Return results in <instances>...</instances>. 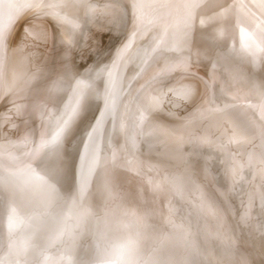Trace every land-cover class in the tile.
<instances>
[{"label":"bare ground","instance_id":"bare-ground-1","mask_svg":"<svg viewBox=\"0 0 264 264\" xmlns=\"http://www.w3.org/2000/svg\"><path fill=\"white\" fill-rule=\"evenodd\" d=\"M127 3L87 0L72 15L63 10L70 20L62 24L59 18L54 25L35 7H7L25 0H0V24L8 23L11 33L7 46L0 47V264H264V157L260 129L253 126L264 104V45L257 35L242 47L234 22H217L218 9L212 6L200 11L192 29L177 24L170 33L149 36L150 29H141L130 12L120 20ZM251 10L259 16L255 7ZM169 12L179 14L178 9H160L157 16ZM200 19L207 23L201 26ZM225 29L227 40L219 35ZM133 30L139 31L136 47L114 71V86L122 80L123 91L101 125L103 152L96 164L103 177L105 161L114 158L138 172L149 193L165 189V211L156 219L121 207L119 182L108 170L107 182L102 178L81 194L82 207L74 190L56 209L65 219L63 235L54 239V228L38 234L48 193L32 169L43 173L24 157L55 134L59 97L64 96L61 109L69 104L62 83L65 65L71 67L69 75L92 85L75 139L66 151L67 142L63 145L67 156L78 155L90 123L100 116L98 108L104 110L96 99L103 86L97 73L112 63ZM158 35L165 44L145 56ZM166 61H187V70L168 73ZM93 65L96 71H88ZM160 72L162 77L154 80ZM183 85L192 87L194 96L180 100L169 94L159 109L140 119L147 98ZM56 179L66 192L62 177ZM217 188L228 193L230 212L216 197ZM84 211L89 215L79 219ZM245 213L248 222L242 223Z\"/></svg>","mask_w":264,"mask_h":264},{"label":"snow or ice","instance_id":"snow-or-ice-1","mask_svg":"<svg viewBox=\"0 0 264 264\" xmlns=\"http://www.w3.org/2000/svg\"><path fill=\"white\" fill-rule=\"evenodd\" d=\"M59 4H49L47 7L55 8L59 7ZM212 6L214 9H218L215 13L214 19L217 22L223 21L225 25L230 23L235 24L239 30L241 46L243 47L247 42H250L253 37L259 36L260 42L264 45V0H177L176 3H168L167 0H128L120 20L131 13L132 19L137 21L141 29H150L148 35L151 36L153 31L170 33L177 24L181 25L184 30L192 29L197 19L200 16V11L204 8ZM9 9L17 7L33 8L40 7V5H33L26 3L23 5L9 4ZM255 7L259 16L256 15L251 9ZM160 9H178V16L173 15L171 12L167 16H157V12ZM22 18V17H21ZM12 20L11 14H9V22ZM18 22V20H17ZM70 23V22H68ZM201 26L207 23L206 20L200 19ZM156 25L150 28V26ZM248 29H252L249 31ZM11 33L9 32L8 23L0 24V47L7 46V42L10 39ZM139 35V31L133 30L122 46L116 50V55L110 65H105L100 72L97 73L99 80L102 81V88L96 92V99L104 104V110L98 108L97 113L100 116L95 115L94 119L90 123L88 130L84 134L85 138L82 141V146L78 151V155L68 154L65 156L63 153V145L77 129L81 119L84 116L83 100L87 90L92 86L89 81L76 80L75 75H69L71 73V67L65 65L64 72L66 80L62 83H66L67 87L63 89L64 95L68 96V106L61 109L60 105L63 104L64 96L59 97L57 101V111L60 113V119L55 124V134L52 135L51 140H42L39 148L34 149L33 153L24 157L25 160H32L36 167L43 173L40 175L32 169L33 178L43 186L48 193L47 199L44 203V211L39 213L37 233L42 234L47 232L50 228H54L56 236L54 239H58L63 235L61 225L65 224V219H62L56 209L60 207L62 201L72 194L75 190L78 199H81V194L85 189H91L95 187L100 179H105L107 182L108 169H104V176L101 177V169L96 164L99 159V154L103 152V148L99 141L103 139V133H100V128L104 122V118L110 112L115 110L119 92L123 91L122 80L118 88L114 86L113 75L114 71L123 63L124 54L128 52L130 48L136 47L134 38ZM219 35L225 40L228 39L227 29L221 31ZM66 43L71 46V42ZM165 44L164 37L158 35L149 50H145V56L150 52H155L157 48ZM264 50V49H262ZM133 56L135 53L132 54ZM129 63L132 62V57H129ZM145 61L141 59V63ZM188 62L183 61L177 64H170L166 61L165 71L173 73L177 69L187 70ZM88 71H96L95 65L89 67ZM107 74L106 78L104 74ZM163 73H156L153 77L154 80H159ZM76 80V88L72 87V81ZM171 94L180 100H187L194 96L192 87L183 85L180 88H169L167 92L162 89L155 95L147 98L145 104L141 107L140 119H146L145 113L150 110H157L161 107L164 97ZM70 108V111H69ZM67 116V119L63 117ZM94 121V122H93ZM253 126L260 129L261 139V155L264 157V104L260 106V111L255 115L253 120ZM99 133V135H98ZM49 133H45L48 135ZM140 135H143L141 129ZM133 146H135V138H133ZM109 151H115L109 148ZM264 162V161H262ZM115 167V165H113ZM57 177H62L63 187L67 189L66 192L61 191V186L57 183ZM260 179L262 187H264V168L260 170ZM216 197L224 205L225 211L230 212L231 208L228 203V193L221 191L219 188L215 189ZM255 199V196L252 197ZM261 209L264 211V193L260 194ZM89 213L87 211L79 214V219L87 217ZM97 215H99L97 213ZM240 222L247 223L248 216L245 213L240 218ZM262 232H264V223L260 225ZM39 238V237H38ZM230 255V251L226 253Z\"/></svg>","mask_w":264,"mask_h":264},{"label":"rangeland","instance_id":"rangeland-1","mask_svg":"<svg viewBox=\"0 0 264 264\" xmlns=\"http://www.w3.org/2000/svg\"><path fill=\"white\" fill-rule=\"evenodd\" d=\"M30 1L31 0H28V2H27V0H25V4L26 3H36V5H40L39 8L35 7V9H36L35 12L38 15H42V16L45 15V18L49 22H51L52 24H53L52 21L54 19V25H59V22H57V20H59V18H60V20L63 19V20H61V22L63 21L62 24H64L66 21L70 20V18H71L70 15H72V12H73L72 10L75 9V7L83 5L87 0H84V1L80 0V2H79V0H58V1L33 0L34 2L33 1L30 2ZM99 1L101 3H105V2L122 3L125 0H99ZM51 2L54 4L57 2L56 4L61 5L57 8H61L63 6L62 7L63 9L62 8L60 9L62 12L58 9L59 12L57 13L58 10L56 7L55 8L49 7L50 8L49 9L47 7V5H49ZM82 2H83V4H82ZM38 9H40V11H38ZM46 10H48V11H46ZM63 10L70 13V15H68L67 12H66V14H64L65 12ZM49 12H50V14L53 12L52 15H50ZM56 13L58 15H55ZM66 17L68 19H66ZM61 22H60V24H61ZM144 40L145 39H143V41ZM72 57L73 56L71 54L70 58L72 59ZM74 66H75V63H74ZM75 67L77 68L78 66H75ZM102 108H103V105H102ZM75 133L76 132H74L70 137H68V139H66L67 143H66V146L64 148L65 151L68 149L71 142L75 139V136H76ZM105 163L108 166L107 167L108 170L114 175V178H116L119 182L118 184H119L120 206L121 207H126L128 209H131L134 214H138L140 216L141 215L143 216V214H145L147 216L152 214L151 216L156 217V219L160 215H162V213H164L165 205L163 202V197L165 194V189H163L162 187L161 188L156 187L154 192L149 193L146 189H144L145 187L140 181V174L138 172H135L133 169L130 170L129 167H127L125 164L116 163L114 158L107 159L105 161ZM113 165H115V167H113ZM151 222L153 223V221H151ZM80 244H82V242Z\"/></svg>","mask_w":264,"mask_h":264}]
</instances>
